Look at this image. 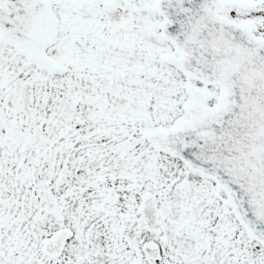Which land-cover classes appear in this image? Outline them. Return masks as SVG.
Here are the masks:
<instances>
[{"label": "snow or ice", "instance_id": "obj_1", "mask_svg": "<svg viewBox=\"0 0 264 264\" xmlns=\"http://www.w3.org/2000/svg\"><path fill=\"white\" fill-rule=\"evenodd\" d=\"M0 264H264V0H0Z\"/></svg>", "mask_w": 264, "mask_h": 264}]
</instances>
